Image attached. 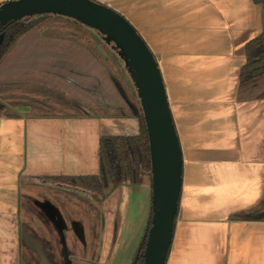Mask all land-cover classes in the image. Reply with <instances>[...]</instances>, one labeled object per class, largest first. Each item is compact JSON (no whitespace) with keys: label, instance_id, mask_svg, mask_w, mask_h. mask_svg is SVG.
Returning a JSON list of instances; mask_svg holds the SVG:
<instances>
[{"label":"crops","instance_id":"crops-1","mask_svg":"<svg viewBox=\"0 0 264 264\" xmlns=\"http://www.w3.org/2000/svg\"><path fill=\"white\" fill-rule=\"evenodd\" d=\"M94 1L122 15L155 56L181 142L183 188L166 264H264V222L230 220L264 205V99H238L245 47L263 31L262 7L253 0ZM18 112L0 118V264H132L152 209L147 178L101 194L38 178L98 174L101 138L136 136L139 120ZM31 188L97 208L90 232L74 217L82 210L70 213L69 233L68 213L34 200L55 231L44 243L21 209Z\"/></svg>","mask_w":264,"mask_h":264},{"label":"trees","instance_id":"trees-1","mask_svg":"<svg viewBox=\"0 0 264 264\" xmlns=\"http://www.w3.org/2000/svg\"><path fill=\"white\" fill-rule=\"evenodd\" d=\"M253 2L263 9V31L245 47L239 101L264 99V0ZM104 42L91 27L59 14L34 16L24 28L18 22L0 25V118L20 117V107L29 108L31 118H137L138 135L101 138L98 174L38 179L94 194L140 185L144 178L152 187L149 138L138 90L114 46L105 50ZM21 209L26 217H37L50 228V221L29 200ZM151 220L152 209L132 264H144ZM230 220L264 222V205L234 214Z\"/></svg>","mask_w":264,"mask_h":264},{"label":"water","instance_id":"water-1","mask_svg":"<svg viewBox=\"0 0 264 264\" xmlns=\"http://www.w3.org/2000/svg\"><path fill=\"white\" fill-rule=\"evenodd\" d=\"M47 13L68 16L99 30L132 75L141 100L152 165V220L144 264H166L179 212L184 158L156 58L122 15L94 0H10L0 6V25Z\"/></svg>","mask_w":264,"mask_h":264},{"label":"rangeland","instance_id":"rangeland-1","mask_svg":"<svg viewBox=\"0 0 264 264\" xmlns=\"http://www.w3.org/2000/svg\"><path fill=\"white\" fill-rule=\"evenodd\" d=\"M33 19H34L33 16L32 17H26L25 19H23L20 22H18V26L20 28H24V27L28 26L31 22H33ZM94 31L98 35H100L101 37H103L102 33L99 30H95L94 29ZM103 39H104V37H103ZM103 44H105L104 45L105 46V50L110 49V46H108V44L106 42H104ZM100 49H101V51H102L103 54H105V55L107 54V52H105V50L103 51L102 48H100ZM117 54H118L120 60L123 61V63H124V60L120 57L119 52H117ZM124 66H125L124 69L127 72L128 79L129 80L132 79V75L128 72V69H127V66L125 65V63H124ZM84 110H86V109H84ZM30 190H34L35 191V192H32V195L29 194V193L27 194L31 198V201L29 202L31 206L35 207L34 200L47 199V200H52L57 206H59L60 209H61V211L63 213H65V215L68 213L69 218L67 216L66 219L68 218V220H69L68 221V231H69V233H72L73 232L72 231V225L69 224L71 222V220H72V217H70V213L76 212L77 210H82L83 213L82 212L81 213H77V214H74L73 213L74 214V217L77 218V219H79V220L81 219V220L84 221L85 231L86 232H90V230L92 229V226H91L92 225L91 224L92 221H91V219L92 218H96L97 208H95V207L89 208L86 205H84V208L82 207L83 209L75 208V207H73V205H76L77 204V205L80 206V204H82V206H83V203H79L78 202V203H74L73 205H71V203H70L71 200H69V197H67L64 193H61V192L58 193V191L49 190L48 188H46L44 190L37 189V188H31ZM59 199H61L63 202L59 201ZM25 218H26L24 220L25 221V224L27 226H29L34 232H37L38 236H40L42 239H44V238H46L48 236L49 231L50 232H53L54 231L53 229L50 230L48 227H46L44 224H42L38 219L36 220L34 217L33 218H28V217L25 216ZM89 218H91V219H89ZM35 220H36V222H35ZM94 221H95V219H94ZM54 233H55V231H54ZM47 238H46V241H44V243L46 242V244H47ZM52 244H53V242H52ZM56 247L60 248L58 245ZM32 264H35V263H32ZM36 264H37V262H36Z\"/></svg>","mask_w":264,"mask_h":264},{"label":"built area","instance_id":"built-area-1","mask_svg":"<svg viewBox=\"0 0 264 264\" xmlns=\"http://www.w3.org/2000/svg\"><path fill=\"white\" fill-rule=\"evenodd\" d=\"M10 1V0H9Z\"/></svg>","mask_w":264,"mask_h":264}]
</instances>
